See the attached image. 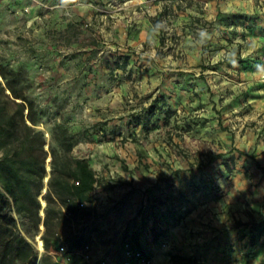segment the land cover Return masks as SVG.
<instances>
[{
    "label": "rangeland",
    "instance_id": "1",
    "mask_svg": "<svg viewBox=\"0 0 264 264\" xmlns=\"http://www.w3.org/2000/svg\"><path fill=\"white\" fill-rule=\"evenodd\" d=\"M40 1L0 0V53L47 139L55 118L80 133L74 154L99 179L84 219L97 258L131 242L152 264H264V174L231 150L264 166V0ZM155 102L174 113L136 124Z\"/></svg>",
    "mask_w": 264,
    "mask_h": 264
},
{
    "label": "trees",
    "instance_id": "2",
    "mask_svg": "<svg viewBox=\"0 0 264 264\" xmlns=\"http://www.w3.org/2000/svg\"><path fill=\"white\" fill-rule=\"evenodd\" d=\"M29 87L0 53V264H54L49 251L60 237L66 243L62 230L74 234L75 226L92 214L96 202V171L89 158L74 154L80 133L66 120L55 118L48 140L38 127L44 110L29 95ZM155 111L166 119L174 113L155 102L144 119L136 118V124L147 129ZM231 150L251 158L264 174V166L253 151L234 146ZM221 156L220 152L211 154L197 160L195 167ZM223 164L232 170L230 160H223ZM20 224L27 226L26 232ZM37 234L43 246L38 259L31 242ZM169 260L171 264L196 263L195 257L180 253L170 254Z\"/></svg>",
    "mask_w": 264,
    "mask_h": 264
},
{
    "label": "built area",
    "instance_id": "3",
    "mask_svg": "<svg viewBox=\"0 0 264 264\" xmlns=\"http://www.w3.org/2000/svg\"><path fill=\"white\" fill-rule=\"evenodd\" d=\"M38 5H44L40 0H30ZM264 61V54H262ZM264 77V73H262ZM86 224L82 219L76 226L74 234L81 239V245L69 246L62 242L60 237L57 245L49 253L54 264H152L150 255L141 248L135 247L131 242H124L121 247V258L118 262L99 260L92 244L86 241ZM41 244V249H42ZM40 256V255H39Z\"/></svg>",
    "mask_w": 264,
    "mask_h": 264
},
{
    "label": "bare ground",
    "instance_id": "4",
    "mask_svg": "<svg viewBox=\"0 0 264 264\" xmlns=\"http://www.w3.org/2000/svg\"><path fill=\"white\" fill-rule=\"evenodd\" d=\"M42 241L40 238H38V245L41 247Z\"/></svg>",
    "mask_w": 264,
    "mask_h": 264
},
{
    "label": "water",
    "instance_id": "5",
    "mask_svg": "<svg viewBox=\"0 0 264 264\" xmlns=\"http://www.w3.org/2000/svg\"><path fill=\"white\" fill-rule=\"evenodd\" d=\"M47 179V178H46ZM43 192H45V189L43 190ZM43 214V212H41ZM41 229L43 230V225H41Z\"/></svg>",
    "mask_w": 264,
    "mask_h": 264
},
{
    "label": "clouds",
    "instance_id": "6",
    "mask_svg": "<svg viewBox=\"0 0 264 264\" xmlns=\"http://www.w3.org/2000/svg\"><path fill=\"white\" fill-rule=\"evenodd\" d=\"M65 2H67V0H65ZM261 71H264V69H261Z\"/></svg>",
    "mask_w": 264,
    "mask_h": 264
}]
</instances>
